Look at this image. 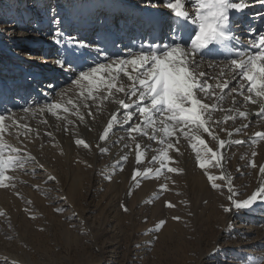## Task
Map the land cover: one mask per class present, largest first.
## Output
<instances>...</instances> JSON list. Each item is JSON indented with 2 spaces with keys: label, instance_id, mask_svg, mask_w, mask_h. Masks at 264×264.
Wrapping results in <instances>:
<instances>
[{
  "label": "rangeland",
  "instance_id": "1",
  "mask_svg": "<svg viewBox=\"0 0 264 264\" xmlns=\"http://www.w3.org/2000/svg\"><path fill=\"white\" fill-rule=\"evenodd\" d=\"M126 3L134 7L138 17L143 15V7L166 8L163 0H154V5L147 0ZM120 8L119 0H0V45L6 44L4 39L24 40L15 34L19 29L32 30L46 40L49 33L57 30L66 37L79 36L86 21L98 22L92 30L85 31L83 27L84 32L95 35L103 14ZM188 9L194 11V6L186 4ZM123 18L118 15V20ZM12 28L15 32L10 31ZM74 39L89 44L86 34ZM40 45L37 55L45 53ZM21 56L24 55L21 53L15 61L23 64ZM35 57L29 61H35ZM204 61L197 71L204 70ZM205 70L210 71V93L215 95H198L203 103L216 106L210 110L206 126L227 142L220 166L209 165L214 176L230 178L239 193L237 198L245 199L261 185L259 166L264 165V139H257L255 133L264 130V116L252 118L237 133L244 122L239 111L243 109L251 118L259 101L246 104L241 100L232 112L229 89L222 99L216 93V85L222 83L221 70ZM57 77L60 75L55 79L33 77L45 91L38 89V94L51 96L46 101L34 103L36 95L24 91L8 96V102L17 103L15 106L0 101V113L6 117L0 134L4 155H15L11 152L15 148L24 159L6 172L13 178L5 181L9 186H0V264H264V199L251 207L235 209L228 217L229 212L223 209L232 205L225 181L216 180L222 185L220 189L213 188L209 181L206 195L189 183L193 180L185 170L200 160H208L197 137L205 139L214 150L218 140L191 126L186 127L191 128L187 136H168L164 143L153 142L147 147L142 144L146 135L129 133L124 130L128 127H116L115 133L124 136L120 140H113V132L101 140L108 121L118 114L114 108L118 107L114 100L117 92L113 90L114 94L108 95L103 88H93L94 98H87L88 86L70 84L62 89L53 82ZM31 79L26 78L24 87L31 86ZM2 80L0 77V83ZM39 82H52L53 87ZM235 85L236 80L232 82ZM50 104L59 107L50 110ZM5 109L10 110V117ZM169 126L174 127V121ZM231 137L245 143L233 145ZM77 140L85 141L88 147L77 144ZM168 143L173 147L168 148ZM165 150L170 159L161 167ZM116 158L119 162L115 163ZM252 160L256 168L249 166ZM169 167L179 171L168 172ZM147 169L152 173L145 175ZM157 170L162 177L154 178ZM136 171L140 175L133 180ZM118 179L123 185L113 190V182ZM152 179H163L169 190L151 193L153 188L142 184Z\"/></svg>",
  "mask_w": 264,
  "mask_h": 264
},
{
  "label": "snow or ice",
  "instance_id": "2",
  "mask_svg": "<svg viewBox=\"0 0 264 264\" xmlns=\"http://www.w3.org/2000/svg\"><path fill=\"white\" fill-rule=\"evenodd\" d=\"M147 3L154 5V0H147ZM163 4L171 13V23L165 40L142 46L137 54H133L129 49L128 57H107L101 49L97 48L98 53L106 56L104 62L88 63L86 60L81 61L79 56L68 55L58 57L56 65L70 74L71 84L84 86L87 82L89 88L87 98H94L92 96L93 88H103L108 95H113V90L123 93L129 102L126 103L124 99H118L116 102L123 109V123L129 125L124 130L129 133L138 132L147 136L148 133L142 125L152 127L155 132L157 114L165 118L159 121L160 124H165L166 120H172L175 128L181 130L189 126L197 130L203 129L212 140H218V148L214 150L208 146L205 139L197 137L199 144L206 149L205 156L212 167L220 166L223 159L222 151L227 142L220 139L206 126L208 120L211 119L210 110H215L216 106L203 103L198 94L202 93L207 98L210 94L215 95V93H210L212 86L207 73L197 70L205 58H209V67L224 62L225 67L231 69L232 72L229 80L216 85L220 88L221 93L224 92V89H229L230 92L244 96L245 101L257 103L256 98H260L259 102L264 104V31L257 32L249 26L246 29L249 44L245 46L241 43V36L237 34L241 24L237 21L236 14L242 13L249 6L245 0H163ZM186 4L194 6L191 15L186 10ZM63 35L61 31L57 30L53 33L52 38L58 45L71 44L73 47L79 48L90 47L83 41L71 37L63 40ZM217 57H224V61H217ZM129 67L131 71H129ZM121 74L130 81L127 86L121 82ZM220 75L223 76L224 72L221 71ZM231 79L236 80V86L229 88ZM245 92L249 95H245ZM253 93L255 98L251 95ZM132 97H136V99L132 100ZM107 98L108 96L104 97V99ZM222 98L223 96L220 97V99ZM55 107H59V105H49L50 110ZM24 111H28V109L25 108ZM5 112L9 113L10 117V110L5 109ZM137 114L141 123L133 121V117ZM238 114L241 118H247L245 111H239ZM256 115L264 116V107ZM5 119V114L0 113V134L3 133ZM118 123L121 122L116 115H113L105 134L100 139L105 140L109 130ZM246 127L247 125H243L242 128L236 129V132L239 133ZM175 128H170L165 124L163 131L166 135L171 136L174 134ZM183 134L187 136L188 132H183ZM229 135L231 136L232 133ZM255 137L264 139V133H255ZM149 138L154 140L156 137L152 135ZM164 142L161 141V143ZM76 143L88 147L83 140H77ZM233 143L243 144L245 141L236 140ZM167 146L172 148L173 144L168 143ZM3 147L0 145V186L8 187L9 184L5 181H11L13 178L6 175V172L16 167L17 164H22L24 159L21 157L20 150L15 148L11 149L15 155L5 157ZM199 155L197 153L198 157ZM252 155L255 156L256 153ZM27 159L34 158L28 157ZM169 159L168 152L165 150L161 159V167H164V161ZM137 162H140L139 155H137ZM199 166L207 171L204 160H200ZM249 166L257 167L254 160L250 161ZM167 170L168 172L179 171L172 167ZM151 173L152 169H147L145 175ZM159 174V170H157L156 175L159 176ZM259 174L261 185L245 199L237 198L239 193L235 190L230 178L224 175L219 177L209 175L208 179L212 182V187L216 189L222 187L216 183L217 179L225 181L229 193L227 199L231 202L232 207L239 210L251 207L258 199H264V165L259 166ZM138 175H140L138 171L134 172L133 180H136ZM49 179L53 178L49 177ZM168 206L172 205L168 204ZM232 207H224L223 210L229 212ZM124 210L127 211V208L124 207ZM57 211L62 210L57 209ZM163 223L164 221H161L160 226Z\"/></svg>",
  "mask_w": 264,
  "mask_h": 264
},
{
  "label": "bare ground",
  "instance_id": "3",
  "mask_svg": "<svg viewBox=\"0 0 264 264\" xmlns=\"http://www.w3.org/2000/svg\"><path fill=\"white\" fill-rule=\"evenodd\" d=\"M127 1H129V0H119V3L121 5L120 10L103 14V16L101 17V23H100L101 27L96 31L95 35H90V34L84 32V29L86 28L85 31L92 30V27H94V25L98 24V22L95 24L94 21H93L94 23L92 21H86L81 26L82 28H80L81 30L79 32V36L75 35V34H73L71 36V38H78L79 39L80 36H85V34H86L87 39H89V44H87V45H89L90 47L79 48V47H73V45H71V44H59V45L54 44L52 42V41H54L52 38L54 32L49 33L50 36L48 37V40H46V39H44L43 35L39 36L38 33H35L32 30L31 31H23V30L19 29L15 34H16L17 38H24V40H21V39L19 40L16 38H13L11 40L4 39L6 42L5 41H3V42H5L6 44L3 46L0 45V70H1L0 71V77L1 78L3 77L2 81H4V83H2V81H1L2 84L0 83L1 90L3 88V93L0 94V101L3 100L1 102V104H4V102H5V104H8L10 106H15L17 104V103H9L7 98L11 94H23L24 90L22 91L20 89H22V87L24 88L23 83L26 82L27 77H30V79L32 78L31 79L32 84L30 87L29 86L27 87V91L29 92V94L33 93L36 95L37 98L34 101V103H37V104L41 101H46V99H49L51 96L46 95V98H44V96L38 94V89L41 90V88L39 87L38 84L35 83V82H37V80L35 79V81H34L33 77L36 78L37 76H40V77L45 76L46 78L49 77L51 79L53 77L55 79L57 75H60V77H57V82L53 81L54 84L57 83L56 85L62 86V89L65 88L66 86L70 85L71 84L70 83V74L66 71L61 70L56 65V59L58 57L73 55L74 57L79 56L81 61L86 60L88 63H93L95 61L104 62L106 59V56L112 57V58L128 57L129 56V49L132 50L133 54H137L139 49L142 46H147L153 42H160V41L165 40L167 38L166 34L169 31L168 24H169V21H171L170 20L171 13L167 8L148 9V7H143V8H141L143 11V15L138 17L134 13V10H133L134 7L133 6L130 7L129 4L126 3ZM245 2L248 3L249 6L246 7L242 13H237L236 19H238L237 21L240 22V24H241V28H240V30H238L237 34L241 36V43L243 45L247 46L249 44V40L247 39L246 29L249 26L254 28L257 32L264 31V0H245ZM110 4H111V2H110ZM134 5H135V7L137 6L139 8L138 4H134ZM108 10L113 11L114 9H108ZM187 11L190 13V15L193 12V10L190 11L189 9ZM118 15H121L122 17H124L122 21L118 20ZM135 15L137 17H135ZM135 21H137V22H135ZM83 27H84V29H83ZM134 28L137 29V30H135V32H134ZM10 31L15 32V30L13 28H12V30L10 29ZM62 38L67 40L69 37H66L63 35ZM28 40H31V41L28 42ZM41 43L43 46L42 51L45 50V53L41 52L40 53L41 55L40 54L37 55L38 54V47L41 46L40 45ZM97 48L101 49L102 52L106 54V56L102 55L101 53H98L96 51ZM21 53L24 55V56H21V58L23 57V59H25V63L23 62V64H20L17 61H15L16 57H20ZM31 56H32V58H33V56H36L35 57L36 60L35 61H29L30 59H32ZM216 59H217V61H224V57H217ZM245 59H246V57H245ZM12 61H13V63H12ZM209 62H210L209 58H205V61L202 63L204 65L203 72H206L207 75H210V73H209L210 71L205 70V69L217 67V68H219V70L224 72V75H223L222 81H221L222 83L225 80L230 79L232 70L225 67L224 62L217 63L213 67H209ZM2 63H3L4 69L2 68V65H1ZM45 63H46V67H45ZM129 71H131L130 67H129ZM5 73H6V75H5ZM120 80L126 86L130 83V81H128L127 77H124L123 74H121ZM234 81H235V79L230 80L229 88L236 86V85L232 86V82H234ZM61 82H63L64 86H63V84H61ZM39 83L41 86H44V87H53L51 84L52 82H43V83L39 82ZM84 86L85 87L87 86V82H85ZM5 87H7V88H5ZM41 91H42V93L45 92L43 89ZM225 91H226V89H224V92L221 93L220 88H216V93H217V96H219V97L224 96ZM245 95H249V94L247 92H245ZM251 95H253V97L255 98L254 93ZM115 96H116V98L117 97L118 98L117 99L115 98L114 100L124 99L126 103L129 102L128 98L123 93L117 92V94H115ZM131 99L135 100L136 97H132ZM256 99H257V101H259L260 98H256ZM241 100H244V102L246 104L248 102L251 103V101H245L244 96L239 95L238 93L231 92V94H230V103H231L230 110L232 112L235 111L237 108L235 104ZM30 103H32V102H30ZM117 106L118 107L114 106V108H117L116 110L118 111V114L117 113H115V114L121 123L114 124L113 128L110 129L109 133L111 134V132H113V136H112L113 140L114 139L120 140L124 137V136L120 137L119 136L120 133H118V132H117V134L115 133L116 127H128L127 123H123V121H124L123 109L121 108V106L119 104H117ZM258 106H259V108H257ZM258 106L252 111V113H251L252 117L251 118L248 115L247 118L244 119V122H242L243 120L241 121L243 123V124L241 123L242 126L247 125L249 122H252V118L256 119L259 117L256 114L260 112L261 108L264 107V104H261L259 102ZM34 108H36V107H34ZM30 109H32V108H30ZM242 110H240V111H242ZM163 119H165L163 116H160L159 114H157V123L155 125V128H156L155 132H153L152 127L142 125V127H144V130L146 128V130H145L146 132L148 130V136H146V138H144L142 140L143 145H146V147H147V146L151 145V143H153V142H157L160 144L161 141H164L168 137V135H166L165 132L163 131V128L165 127V124H167L169 126V122L171 120H166L165 124H160L159 121L163 120ZM133 121L135 123H141V120H140V117L138 114H137V116L133 117ZM241 125L239 124V126H241ZM171 128H175V126L174 127L171 126ZM187 128H189V127H187ZM187 128L186 129L183 128L182 130L180 128H178V129L175 128L173 135L177 136V135H181L183 132H190L191 130H189ZM260 133H264V130H262ZM135 134L138 135L141 133L136 132ZM152 135H155V137H156L154 140L149 138ZM118 136L120 138H117ZM229 139L232 140L231 144H233V145H235V143H233V141L240 140L239 138H235V137H231ZM123 143L125 144L127 142L124 141ZM119 154L120 153H118L117 155H119ZM111 158H112V156H111ZM119 158H116V161H114V162L116 163L119 160ZM121 159H122V157H121ZM111 161H113V160H111ZM204 161H205V164L207 167V171L205 170V168H201L199 166V163L197 162L196 164H193L192 166L187 168L185 170V172L187 173V176L193 180V182H189L191 185H193V188L197 189L199 191H203L204 195H206L207 194L206 191H208L206 185L210 181L208 179V176L213 175V170H212L211 166L209 165V161L208 160H204ZM114 162H113V164H114ZM154 176H155L154 178L162 177V174H160L159 176H156V175H154ZM152 180L153 181H149V180L145 181V182L142 181V182H144L142 185H148V188H150V187L153 188V189L150 188L152 190L151 193L156 194L159 191L161 192V191H168L169 190V188H170L169 184L167 182H165L163 179H152ZM113 183H114L113 184V190H116V189L120 188L121 185H123L122 179H118L117 181H115ZM235 211H236L235 208L232 207V210L229 211V213H228V217H231V215L233 213H235Z\"/></svg>",
  "mask_w": 264,
  "mask_h": 264
}]
</instances>
